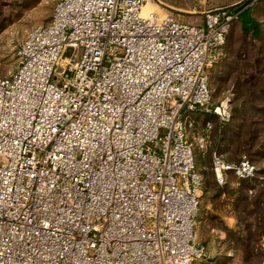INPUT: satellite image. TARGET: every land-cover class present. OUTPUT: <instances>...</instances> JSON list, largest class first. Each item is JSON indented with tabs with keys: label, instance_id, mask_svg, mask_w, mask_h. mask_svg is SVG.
I'll list each match as a JSON object with an SVG mask.
<instances>
[{
	"label": "built area",
	"instance_id": "built-area-1",
	"mask_svg": "<svg viewBox=\"0 0 264 264\" xmlns=\"http://www.w3.org/2000/svg\"><path fill=\"white\" fill-rule=\"evenodd\" d=\"M153 1L60 0L0 77V264H196L195 144L218 185L258 180L214 145L233 112L209 70L240 12L194 24Z\"/></svg>",
	"mask_w": 264,
	"mask_h": 264
},
{
	"label": "rangeland",
	"instance_id": "rangeland-1",
	"mask_svg": "<svg viewBox=\"0 0 264 264\" xmlns=\"http://www.w3.org/2000/svg\"><path fill=\"white\" fill-rule=\"evenodd\" d=\"M59 2L0 0V77L17 71L20 44L35 27L51 22ZM151 3L144 14L172 13L194 24L220 7L240 12L209 70L214 102H228L234 115L220 135L216 132L214 145L231 162L248 155L259 168L256 184L263 190L250 197L246 185L232 177L227 185H218L210 145L206 150L195 144V163L203 178L197 236L206 247V257L197 264H264V0ZM196 117L202 125L205 118Z\"/></svg>",
	"mask_w": 264,
	"mask_h": 264
},
{
	"label": "trees",
	"instance_id": "trees-1",
	"mask_svg": "<svg viewBox=\"0 0 264 264\" xmlns=\"http://www.w3.org/2000/svg\"><path fill=\"white\" fill-rule=\"evenodd\" d=\"M245 14H246V13H245ZM243 16L245 17V16H247V15H243ZM244 17H243V18H244ZM240 18H241V15H240L239 18L234 22V24H235ZM234 24H233V25H234ZM223 47H224V46H223ZM223 47H222V48H223ZM222 48H221V50H222ZM221 50H220V51H221ZM232 112H233V111H232ZM233 118H234V115H233ZM232 120H233V119H232ZM231 122H232V121H231ZM231 122H230V123H231ZM227 125H228V124H227ZM225 126H226V125H225ZM221 154H222V153H221ZM247 156H248V155H247ZM212 173H213V171H212ZM213 174H214V173H213ZM257 181H258V180H257ZM257 181H256V182H257ZM239 182L244 183V184L246 185V190H247V188H248V190H249V188H253V189L255 190L254 195L258 193V190H260V191L263 190V189H261V187L259 188V186H257L256 182H254V183H252V182H247V181H239ZM246 190H245V191H246ZM248 190H247V191H248ZM203 246H204V245H203ZM205 249H206V247H205ZM205 257H206V255H205ZM205 257H204V258H205ZM200 261H201V260L197 261L196 264H197L198 262H200Z\"/></svg>",
	"mask_w": 264,
	"mask_h": 264
},
{
	"label": "bare ground",
	"instance_id": "bare-ground-1",
	"mask_svg": "<svg viewBox=\"0 0 264 264\" xmlns=\"http://www.w3.org/2000/svg\"><path fill=\"white\" fill-rule=\"evenodd\" d=\"M150 4H152V3H149L148 5H150ZM148 5H147V6H148ZM147 6H146V7H147ZM146 7H145V8H146ZM144 11H145V9H144ZM143 14H144V12H143ZM151 14H152V13H151ZM144 16H148V14H144ZM201 194H202V192L199 191V196H201Z\"/></svg>",
	"mask_w": 264,
	"mask_h": 264
}]
</instances>
